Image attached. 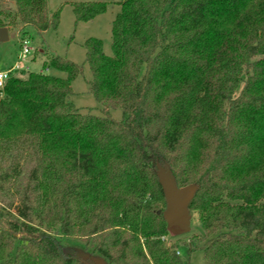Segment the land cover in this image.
<instances>
[{
    "label": "trees",
    "instance_id": "1",
    "mask_svg": "<svg viewBox=\"0 0 264 264\" xmlns=\"http://www.w3.org/2000/svg\"><path fill=\"white\" fill-rule=\"evenodd\" d=\"M11 1L7 31L56 26L46 0ZM118 6L111 56L96 39L83 48L89 93L120 121L79 112L70 96L82 66L60 57L45 67L64 78L10 73L0 90V264H95L66 255L59 237L96 234L108 264H186L160 241L161 170L196 188L188 209L201 234L188 252L264 264V0ZM105 11L72 6L76 23Z\"/></svg>",
    "mask_w": 264,
    "mask_h": 264
},
{
    "label": "rangeland",
    "instance_id": "2",
    "mask_svg": "<svg viewBox=\"0 0 264 264\" xmlns=\"http://www.w3.org/2000/svg\"><path fill=\"white\" fill-rule=\"evenodd\" d=\"M124 0H46V15L49 20H56V26L50 27L44 32H38L33 27L11 28L8 31V41L0 43V72H5L12 68L15 77L25 78L27 73L55 75L64 78L63 73H58L51 68H46V64L52 57L66 59L76 65L82 66L81 74L71 83L72 95L70 101L81 114H91L94 116L106 115L107 117L120 121L122 113L120 110H108L102 112V107L95 101L89 93L88 83L90 72L84 63L85 51L83 43L87 39L101 41L103 53L111 56V24L115 15L119 11L118 4ZM76 2L96 3L102 2L106 5V11L97 15L89 22H75L72 6ZM0 9H13L11 0H0ZM27 41L32 49L30 54L21 63L18 60L20 54L21 41ZM16 67L18 69H16ZM15 69V70H14ZM160 211H164L162 205L158 204ZM201 234V228L197 221V216L191 214L189 230L179 236L171 237L169 234L162 236L160 241L166 247H172L179 259L186 264H203V252L201 249H194L188 252L190 245L196 243V239ZM132 236V234H131ZM102 237L96 235H73L71 238L59 237L64 253L66 255L80 257L90 260L95 264H108L93 251L94 241L101 240ZM133 243L134 247H139L144 251L143 239H138ZM114 256L116 254L114 253Z\"/></svg>",
    "mask_w": 264,
    "mask_h": 264
},
{
    "label": "water",
    "instance_id": "3",
    "mask_svg": "<svg viewBox=\"0 0 264 264\" xmlns=\"http://www.w3.org/2000/svg\"><path fill=\"white\" fill-rule=\"evenodd\" d=\"M7 41L8 31L6 28L0 27V43ZM159 184L165 201L162 217L167 225L168 233L171 237L182 235L189 230L191 217L188 207L195 195L196 188L188 186L179 189L171 175L164 170H161L159 175Z\"/></svg>",
    "mask_w": 264,
    "mask_h": 264
},
{
    "label": "built area",
    "instance_id": "4",
    "mask_svg": "<svg viewBox=\"0 0 264 264\" xmlns=\"http://www.w3.org/2000/svg\"><path fill=\"white\" fill-rule=\"evenodd\" d=\"M28 44L29 43L27 41H25V40L21 41V43H20V54L18 56V60L21 63H23L25 61L26 56L28 54H30V52L32 51V49L29 47ZM16 69H18V68L16 67ZM12 71H13L12 68H10V69H8L5 72H0V90L3 89L5 81L8 78V75L10 73H12Z\"/></svg>",
    "mask_w": 264,
    "mask_h": 264
}]
</instances>
